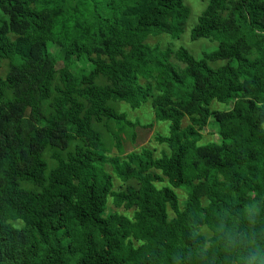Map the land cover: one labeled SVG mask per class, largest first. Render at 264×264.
I'll list each match as a JSON object with an SVG mask.
<instances>
[{"label": "trees", "instance_id": "trees-1", "mask_svg": "<svg viewBox=\"0 0 264 264\" xmlns=\"http://www.w3.org/2000/svg\"><path fill=\"white\" fill-rule=\"evenodd\" d=\"M203 1L196 58L183 0H0V264H234L221 229L264 230V0ZM147 102L165 150L110 155Z\"/></svg>", "mask_w": 264, "mask_h": 264}, {"label": "rangeland", "instance_id": "rangeland-1", "mask_svg": "<svg viewBox=\"0 0 264 264\" xmlns=\"http://www.w3.org/2000/svg\"><path fill=\"white\" fill-rule=\"evenodd\" d=\"M186 5L190 8V13L188 16V19L186 21V24L184 26V31L181 34L179 38H172L171 36L167 34H161L162 38H168L162 39V42L160 43L163 47H165V43L167 42L171 48L176 49L178 47H184L189 50V52L196 58L201 56L202 52H209L213 50L216 47V43L209 41L204 38H199L197 40H191L190 39V31L191 28L197 23L198 17L203 11V9L206 6V1L203 0H183ZM161 39V38H160ZM158 40V38H157ZM155 41L154 36H149L147 39V43ZM173 60V59H172ZM174 61V60H173ZM4 70V65L2 66ZM210 107L217 108L218 110H224L226 109L227 105L224 103H219L216 101H213L210 104ZM119 108L121 111L126 113L127 119H129L134 124V129L130 128L129 132L131 134L135 133L134 140L131 139V137H127V133H123L120 135V141L121 146L117 145V140L112 139L111 144L109 145V153L110 155H117L120 153H127L131 151L133 148L138 149L142 146L148 147L153 151L155 155H159L162 150H165V146L162 144H159L155 139V135L158 134H167L169 125L167 122H160L157 121L154 117V113L152 111V108L150 107V104L144 103L140 105V107L136 109L128 108L126 105L119 103ZM212 118L209 119V121ZM185 118L182 121V125H185ZM143 123H152V125H147ZM144 127H143V125ZM116 130V127L113 128ZM215 130L211 126H206L205 129L202 131L203 140H216L217 137L215 135ZM120 144V143H119ZM121 149V151H119ZM114 179V188H117L118 186H122V183L117 180L115 177ZM179 203L182 204V200L184 199L185 193L183 191H176ZM180 193V194H179ZM181 195V196H180Z\"/></svg>", "mask_w": 264, "mask_h": 264}, {"label": "clouds", "instance_id": "clouds-1", "mask_svg": "<svg viewBox=\"0 0 264 264\" xmlns=\"http://www.w3.org/2000/svg\"><path fill=\"white\" fill-rule=\"evenodd\" d=\"M246 219L253 230L237 227L221 229L223 247L234 264H264V230H255L257 221L254 216Z\"/></svg>", "mask_w": 264, "mask_h": 264}]
</instances>
